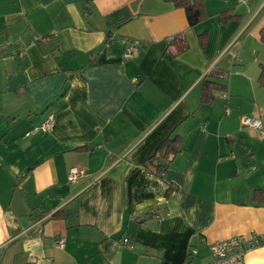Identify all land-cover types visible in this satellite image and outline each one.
<instances>
[{
	"label": "crops",
	"instance_id": "obj_1",
	"mask_svg": "<svg viewBox=\"0 0 264 264\" xmlns=\"http://www.w3.org/2000/svg\"><path fill=\"white\" fill-rule=\"evenodd\" d=\"M201 3L189 25L172 0H0V264H205L264 233V131L241 121L264 130V0Z\"/></svg>",
	"mask_w": 264,
	"mask_h": 264
},
{
	"label": "built area",
	"instance_id": "obj_2",
	"mask_svg": "<svg viewBox=\"0 0 264 264\" xmlns=\"http://www.w3.org/2000/svg\"><path fill=\"white\" fill-rule=\"evenodd\" d=\"M37 36H35L36 38ZM43 38V37H41ZM45 38V37H44ZM133 52L132 44L127 45L125 56H131ZM226 96V93L223 92ZM243 124L251 125L252 127H257L262 130V124L258 116L256 115H244L241 117ZM53 122V113L49 112L47 116L41 121L40 128L42 130H47L51 127ZM139 170L144 171L145 165H138ZM85 173V169L78 166H70L68 168L67 179L73 181L79 175ZM159 218V214L155 215ZM65 242V237L60 236L56 243L59 247H63ZM118 243L122 245H127L131 247L130 242L126 236H122L118 239ZM259 245H264V233H253L251 236L246 237L243 234L234 235L228 238L214 240L208 245L210 252V259L205 264H245L244 257L247 250L251 247H256ZM190 252H196L195 248H190Z\"/></svg>",
	"mask_w": 264,
	"mask_h": 264
},
{
	"label": "trees",
	"instance_id": "obj_3",
	"mask_svg": "<svg viewBox=\"0 0 264 264\" xmlns=\"http://www.w3.org/2000/svg\"><path fill=\"white\" fill-rule=\"evenodd\" d=\"M174 2L175 5L177 6H181L184 8L185 12H186V16H187V20H188V24L189 25H193L195 24L201 17V0H172ZM178 36L175 35L173 36L171 39H176ZM260 37L261 40L264 41V26H262V28L260 29ZM170 40V39H169ZM184 46V43L182 42V44L180 45V47ZM213 75V74H211ZM210 75L207 76V78H205V86H210V87H214L216 84H218L216 82V80L214 78L209 77ZM258 82L261 85H264V65H262L260 73L258 74ZM206 90V88H205ZM206 96V94L204 93V97ZM175 139L173 138H167L166 140H164L163 142H161L160 144V148L158 149H165V151L170 152V151H176L178 149V140L176 137V142H173ZM172 141V142H171ZM171 142V143H169ZM148 160H150L151 162L154 160V156H151ZM143 165H145V167L147 166V163H142ZM158 164V163H157ZM166 163H161V167H164ZM146 170V169H145ZM144 170V171H145Z\"/></svg>",
	"mask_w": 264,
	"mask_h": 264
}]
</instances>
